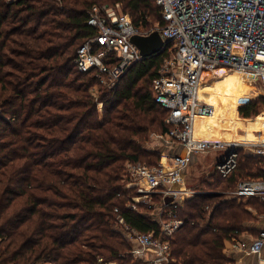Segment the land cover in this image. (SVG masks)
Instances as JSON below:
<instances>
[{
	"label": "trees",
	"instance_id": "1",
	"mask_svg": "<svg viewBox=\"0 0 264 264\" xmlns=\"http://www.w3.org/2000/svg\"><path fill=\"white\" fill-rule=\"evenodd\" d=\"M116 1L142 31L165 23L155 0ZM103 4L0 0V264H143L115 228L117 215L140 232H160L153 206L131 208L137 193L125 171L128 163L162 160V151L145 143L173 127L153 86L173 45L166 41L133 64L109 92L94 71L75 63L79 48L98 34L89 12ZM259 100L264 107V96ZM258 105L239 112L249 118ZM246 179H264V155L240 148L228 177L215 172L202 180L200 188L209 190L177 208L184 224L171 240L169 264L230 262L225 242L264 213L261 198L227 196ZM218 185L221 192H213Z\"/></svg>",
	"mask_w": 264,
	"mask_h": 264
},
{
	"label": "built area",
	"instance_id": "2",
	"mask_svg": "<svg viewBox=\"0 0 264 264\" xmlns=\"http://www.w3.org/2000/svg\"><path fill=\"white\" fill-rule=\"evenodd\" d=\"M161 8L163 26L142 31L130 17L116 7L95 5L88 23L98 34L87 40L75 59L81 72L94 71L109 92H115L129 68L142 59L140 49L131 41L135 35H149L158 30L165 41L172 42L171 56L164 59L153 86L156 101L169 111L172 128L157 134L163 142L162 160L153 166L128 163L127 187L136 191L133 210L140 204L153 206L160 224L159 234L140 232L117 215L115 224L131 241L130 254L143 264H169L171 240L184 224L177 208L199 191L187 186L185 171L194 156L222 150L215 170L228 177L237 167L240 148L264 155V141L242 143L200 135L204 118L214 113V106L199 99L203 82L220 79L226 72L242 74L251 85L264 88V0H155ZM100 111L103 103L98 104ZM181 149L179 152L174 150ZM227 194L237 198L258 197L264 201V179L242 180ZM154 196H161L154 203ZM118 211V209L116 210ZM231 247L260 254L264 231L250 243L232 239Z\"/></svg>",
	"mask_w": 264,
	"mask_h": 264
},
{
	"label": "rangeland",
	"instance_id": "3",
	"mask_svg": "<svg viewBox=\"0 0 264 264\" xmlns=\"http://www.w3.org/2000/svg\"><path fill=\"white\" fill-rule=\"evenodd\" d=\"M102 2L104 3L102 6H110V7H116L117 4L120 5L119 7V11L123 12L124 14L128 15L131 17L130 15V11L129 9H127L124 5L123 2L121 1H116V0H102ZM157 16L156 17H152V19H150V24L152 25H156L157 23ZM231 72H226L223 74V77H225L223 79V81L220 82H216L218 79H210L207 78L203 84H202V93L205 95V99L212 103V104H217L219 113L221 115V119L222 123L221 126L224 129H227V127H230V132L227 131V135L229 133V136L227 137H231L234 136L232 134V132L236 131V129L238 128L237 123H239L241 126H243L244 129H246L247 134L248 135H252L255 132V122H257L258 120H263L264 121V114H261V111L264 109V107L261 105L260 102V96H264V88L261 87H255L245 81L239 80L238 78H236L235 76L230 75ZM99 87L96 86L93 90L95 95H99ZM250 102L253 103H257V105L259 106V111L256 115H253L249 118L244 117L240 114L239 112V108L243 105H246ZM241 118V121L238 122V119ZM244 123V124H243ZM220 127V128H222ZM241 128V129H243ZM222 132L224 131L223 129H221ZM231 134V135H230ZM159 135V134H158ZM238 135V134H237ZM240 137H243L242 135H240ZM157 134L152 133L150 139L145 143L146 147L150 150H157V151H163V149L165 148L164 143L163 142H159V144L157 143ZM213 151H217V150H213ZM162 153V152H161ZM246 154H248L246 152ZM206 156H210V152L209 154H207ZM161 157L163 158V155L161 154ZM208 158V157H206ZM214 159V158H213ZM207 160V159H206ZM205 160V157L203 158V164L199 165V166H194L191 167L192 171V175L190 177V180L187 184V186L189 188H192L194 190L197 189H201L198 191H202V192H207V190L200 188L201 187V182L203 179H208L210 178L211 174L215 173V166L213 165V160L211 162H209L208 164L204 165L207 161ZM141 163L147 164L145 161H140ZM148 165V164H147ZM195 165V164H194ZM207 187V186H205ZM221 185L215 186L213 188V192H221ZM231 191V190H229ZM200 193V192H198ZM197 193H195L194 195H196ZM227 196H230L229 194H227ZM192 197V196H191ZM188 197L187 199L191 198ZM231 197V196H230ZM162 197L161 196H157V200H154V203H160L162 201ZM241 200V199H240ZM144 212L148 213V208L147 206H143L141 208ZM154 212V211H153ZM152 213V212H151ZM115 228L120 232L121 228L114 223ZM122 236V235H121ZM123 237V236H122ZM125 243L129 246H131V241L126 240ZM131 248V247H130ZM129 253V252H128ZM133 258V257H132ZM134 259V258H133ZM108 264H117L116 262H112V263H108Z\"/></svg>",
	"mask_w": 264,
	"mask_h": 264
},
{
	"label": "crops",
	"instance_id": "4",
	"mask_svg": "<svg viewBox=\"0 0 264 264\" xmlns=\"http://www.w3.org/2000/svg\"><path fill=\"white\" fill-rule=\"evenodd\" d=\"M223 79L216 81V82L223 81ZM214 105L217 106V104H214ZM261 114H264V109L261 111ZM240 121H241V118L238 119V122H240ZM221 124H223V123L222 122L216 123V124L212 123L213 130L215 132H217V134L222 136V137L231 138V139H228V141L229 140L230 141H239L242 143H258V142L264 141V121L263 120H258L257 122H255V125H254V127H255L254 132L255 133L252 135H248L246 129H244L243 126H241L239 123H237L238 128L236 129V131L232 132V134L234 136L227 137V136H229V133L227 135V131L230 132V127L228 126L227 129H224L225 127L223 128L221 126ZM220 127H222V128H220ZM241 128H243V129H241ZM221 129H223L224 131L222 132ZM240 135H242L243 137H240ZM209 138H214V137L209 136ZM216 139H225V138H216ZM180 150H181L180 148L177 150H174V152H171V154L175 153L177 151L179 152ZM244 151L247 152L248 154H255L254 151H252L248 148H244ZM209 152H210V156H206L207 154H209ZM209 152H207L205 154H199V155L194 156L191 164L188 166V168L185 171L187 184L190 183L189 180H190V177H191L192 171H193L191 169V167L199 166V165L203 164L202 161H203L204 157H205V160L207 159L206 160L207 162L204 165L208 164L209 162H211L213 160L212 166H215L216 163L225 154V152L222 150H217V151L211 150ZM256 155H258V154H256ZM206 157H208V158H206ZM196 164H199V165H196ZM215 171L216 170H214V172ZM197 190H201V189H197ZM257 218H258L257 221H253V222L248 223L247 229L244 230L239 236L232 237L230 240L225 242L226 248L224 249V253L230 261L228 264H264V246H263L260 254H258V253H246V252L241 251L240 249H233L231 247V243H230L232 241V239L237 238L238 240H242V241L250 244L259 235V233L261 231H264V213L258 215Z\"/></svg>",
	"mask_w": 264,
	"mask_h": 264
},
{
	"label": "water",
	"instance_id": "5",
	"mask_svg": "<svg viewBox=\"0 0 264 264\" xmlns=\"http://www.w3.org/2000/svg\"><path fill=\"white\" fill-rule=\"evenodd\" d=\"M131 41L140 49L142 59L162 51L166 45L158 30L149 35H135Z\"/></svg>",
	"mask_w": 264,
	"mask_h": 264
},
{
	"label": "bare ground",
	"instance_id": "6",
	"mask_svg": "<svg viewBox=\"0 0 264 264\" xmlns=\"http://www.w3.org/2000/svg\"><path fill=\"white\" fill-rule=\"evenodd\" d=\"M230 75L232 76H235L236 78H238L239 80H242V81H245L249 84H251V82L242 74H236V73H231ZM224 77L218 79L217 81L219 80H222ZM199 99L200 100H204L206 102H208L206 99H205V95L202 93V88L199 92ZM209 104H211L212 106H214V113L212 116H210L209 118H204L203 121H202V124L199 126L200 127V132L199 134L200 135H206V137L209 138V136H213L214 138H225L224 140H227L228 139H231V138H226V137H222L220 135L217 134V132H215L213 130V126H212V123H220L222 122V119H221V115L219 113V110L217 108L216 105L208 102ZM230 141V140H229Z\"/></svg>",
	"mask_w": 264,
	"mask_h": 264
}]
</instances>
